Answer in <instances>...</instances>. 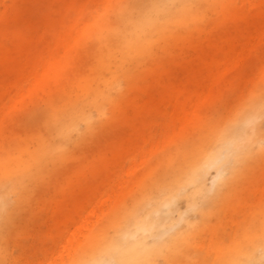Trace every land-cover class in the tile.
<instances>
[{
	"label": "bare ground",
	"instance_id": "6f19581e",
	"mask_svg": "<svg viewBox=\"0 0 264 264\" xmlns=\"http://www.w3.org/2000/svg\"><path fill=\"white\" fill-rule=\"evenodd\" d=\"M29 1L32 5L24 7L17 0L10 5L5 1L0 11V63L7 66L0 97L7 98L5 80L40 65L43 80L55 79V90L48 95L49 109H38L31 118L32 132L0 148V184L12 179L17 195L7 215L0 203V264H9L13 228L35 212V203L36 211L45 205L42 190L63 169L70 170L71 195L78 199L57 201L56 209L69 222L61 221L51 244L41 247L50 252L72 224L73 250L63 264H112L114 256L121 264H263L264 193L257 192V184L264 175V128L256 129V121L264 114V91L211 115L205 107L221 95V82L245 51L258 47L250 37L258 29L264 36V22L244 26L242 15L234 31L218 35V29L202 49L200 63L186 61L180 76L173 74V61L158 75L150 67L151 82L136 95L141 72L158 63L160 53L184 36L187 26L190 32L199 25L204 15L198 8L211 0H149L145 8L138 0L118 1V12L96 29L100 40L94 42L92 64L73 80L60 74L64 56L55 54L60 47L71 53L72 26L50 45L55 29L47 27L63 20L52 7L55 0L43 6L41 0ZM30 13L38 15L37 22L27 23ZM160 100L184 115L183 135L159 156L151 172L137 175L129 168L131 187L117 181L108 189L116 169L125 160L134 162L136 145L146 138L145 116ZM125 125L127 136L120 133ZM84 164L90 171H83ZM105 193L108 200L119 197L109 206L101 201ZM180 198L187 207L178 204ZM188 207H198V217L189 218ZM85 210L87 218L79 220Z\"/></svg>",
	"mask_w": 264,
	"mask_h": 264
},
{
	"label": "rangeland",
	"instance_id": "374dc122",
	"mask_svg": "<svg viewBox=\"0 0 264 264\" xmlns=\"http://www.w3.org/2000/svg\"><path fill=\"white\" fill-rule=\"evenodd\" d=\"M5 1L9 2L8 5H10L12 0H0V11L4 10ZM17 1L22 7L24 5H32V1L29 0ZM44 1L46 0L40 1L42 6ZM118 1L120 0L54 1L52 7L55 9L56 15L62 16L63 20L55 28L52 25L47 27L50 30L55 29L49 35L50 45L56 44L57 38L64 34V29L72 26L71 42L73 49L71 53L64 52L61 47L55 49L56 55L64 56L60 74L64 75L65 73L66 78L72 80L84 76L88 66L93 62V55L95 54L94 42L96 39L97 41L100 40L95 35L96 29L103 19L118 12ZM138 3L141 8H145L149 4V0H138ZM198 11L204 15L199 25L197 23L192 25L190 32H188L187 26L184 36L179 37L176 42L172 43L168 50L160 53L157 59L159 65L154 63L146 68L144 73L143 71L141 72L143 76L138 82L140 88H136V95L141 94L140 89H142V86L149 85L151 82L147 78L150 67H155L151 73H161L162 67L173 61L171 64L174 67H172L174 69L173 74L180 76L182 73L181 67L185 65L186 61L193 66H197L200 63L199 56L202 54V49L212 41L210 39H213L220 29L222 32L218 35L223 33L227 35L226 33L234 31V28L240 23L242 15L246 17L244 26L252 27L256 25L258 27L264 22V0H223V2L211 0L210 4L203 3L199 6ZM37 20L38 15L30 13L27 23H35ZM256 31L257 33L250 37V41L258 44V47L251 52L245 51V57L239 60L235 66H232L228 74L229 78L220 84L221 95L215 99H210L206 104V114L211 115L212 112L215 113L219 109L228 110L234 108L240 101L250 97L253 92L264 91V36H262L261 29ZM6 68L7 66L0 63V78L7 72ZM43 74H45V68L40 65L36 69L26 68L13 81L5 80L7 98L0 97V148L1 146H10L16 140H20L26 134L32 132L28 125L36 110L49 109L48 95L55 90V79L54 81L52 79L43 80ZM62 82L60 83L61 86L65 84V82ZM159 88L158 85L154 86V91L158 92ZM134 94L132 93V96ZM153 104L154 108L148 111L145 116L146 123H148L145 133L146 138L142 141V146L136 145L134 162L130 163L129 160H125L116 169L115 177L111 176V181L109 176H107L110 181L107 184L109 186L108 189H114L117 181L122 186L126 185V188L131 187L134 184V178L128 176V169H136L137 175L151 172L157 165L159 156L183 135L184 115L182 117V115L173 110L169 103L164 101H156ZM95 118L98 119V116L96 115ZM136 122L138 123V120ZM263 128L264 114L256 121V129L262 130ZM114 133L113 131L110 132V134ZM120 133L123 136H127L130 133L127 125L122 127ZM89 157L91 160L95 158L93 153ZM81 167L83 171H90V166L87 164ZM62 172L63 174L55 175L49 186L43 188V198L44 200L46 198L45 205L36 211L38 204L35 203V212H30L22 223L17 224L13 228L12 238L8 243L11 255L9 264H35L33 260L37 258H39V261H36V264H63L68 259L69 252L73 250L70 245L74 239L72 224H68L50 252L43 253L41 249V247L45 246V243L51 244L54 235L57 233V226L61 221L69 222L68 216L56 209L57 201L74 202L75 199H78L71 195V184L68 183L71 176L70 170L63 169ZM263 176L260 177V183L257 184L258 193H264ZM211 177L212 170L208 175V185L211 183ZM137 182L136 177V184ZM252 196L256 197V194L252 193ZM108 197L107 193L103 194L101 201L107 200L110 206L119 196L111 197V199L115 198L114 200H108ZM209 200L206 199L205 201L208 202ZM16 202L17 195L12 186V179L6 178L0 184V203H4L3 213L7 215ZM178 204L181 207H187L188 205L181 198L178 200ZM109 206H105V211ZM198 212V207H188L189 218L195 219V217H198ZM88 214V210L83 211L79 220L85 221ZM102 214L100 213L99 216ZM27 222L29 223L27 224ZM208 235L209 239L210 234ZM42 238L45 242L42 241ZM112 264H121L119 256L113 257Z\"/></svg>",
	"mask_w": 264,
	"mask_h": 264
}]
</instances>
